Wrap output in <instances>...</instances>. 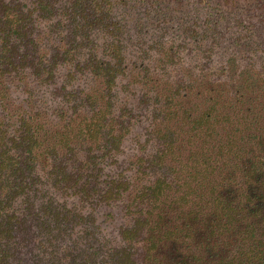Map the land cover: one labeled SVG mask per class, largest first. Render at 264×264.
I'll use <instances>...</instances> for the list:
<instances>
[{"label":"trees","instance_id":"obj_1","mask_svg":"<svg viewBox=\"0 0 264 264\" xmlns=\"http://www.w3.org/2000/svg\"><path fill=\"white\" fill-rule=\"evenodd\" d=\"M154 2L0 0V264H264V37Z\"/></svg>","mask_w":264,"mask_h":264},{"label":"rangeland","instance_id":"obj_2","mask_svg":"<svg viewBox=\"0 0 264 264\" xmlns=\"http://www.w3.org/2000/svg\"><path fill=\"white\" fill-rule=\"evenodd\" d=\"M157 0H144L145 5L150 8ZM159 1V0H158ZM198 0H162L161 2V11L163 14L159 16V18H163V20L153 16L151 14L152 21H149V25L147 26V31L144 34L143 43L145 44V48L149 49L151 53V49L148 46H151L154 43H160L162 45L170 44L175 42L176 44L183 43L187 48L183 54L181 55L183 67L190 66V51L194 47L192 42L189 39H186V36L181 34V29L183 27L189 25L195 18L196 12L199 10V5L197 3ZM212 5H216L219 9L225 11V22L222 24L223 31L227 32L226 41H223V46H226L229 42L228 38L236 37L239 32L241 34H246L247 31L254 32L253 36L261 35L264 37V9L259 8L256 5V0H208ZM154 2V3H153ZM165 12V13H164ZM170 12L169 14L172 16L171 21H164V16ZM201 14V12H199ZM201 17V15H199ZM227 28V31L224 29ZM136 49L131 48L129 51V55L132 57L136 54ZM137 56V55H136ZM152 58H155V54L151 55ZM214 57H217L216 55ZM80 84V83H79ZM55 104V103H54ZM149 111L143 110L141 113L140 121H144L145 125V117L147 116ZM187 151L184 153V156L187 155ZM135 155V151L130 143H127L124 148L123 154L120 159L123 158H131ZM184 161V160H183ZM169 167L175 168L177 171L176 163L168 164ZM110 168V167H109ZM167 170L164 168V176L169 177L168 172L165 174ZM172 176H176L174 172H170ZM151 177V176H150ZM153 177V176H152ZM114 230L111 228L107 229L104 232V238L106 240L115 239L113 235ZM111 243H115V241H111Z\"/></svg>","mask_w":264,"mask_h":264}]
</instances>
